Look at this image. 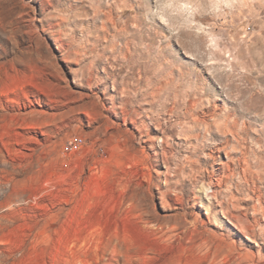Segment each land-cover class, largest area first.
Segmentation results:
<instances>
[{"label": "rangeland", "instance_id": "rangeland-1", "mask_svg": "<svg viewBox=\"0 0 264 264\" xmlns=\"http://www.w3.org/2000/svg\"><path fill=\"white\" fill-rule=\"evenodd\" d=\"M0 264H264V0H0Z\"/></svg>", "mask_w": 264, "mask_h": 264}, {"label": "built area", "instance_id": "built-area-1", "mask_svg": "<svg viewBox=\"0 0 264 264\" xmlns=\"http://www.w3.org/2000/svg\"><path fill=\"white\" fill-rule=\"evenodd\" d=\"M83 144L84 139L81 136H76L66 142L65 148L70 152H76L82 148Z\"/></svg>", "mask_w": 264, "mask_h": 264}, {"label": "bare ground", "instance_id": "bare-ground-1", "mask_svg": "<svg viewBox=\"0 0 264 264\" xmlns=\"http://www.w3.org/2000/svg\"><path fill=\"white\" fill-rule=\"evenodd\" d=\"M242 229V228H241ZM245 236H247V235H245ZM243 255V254H242ZM241 256V255H240Z\"/></svg>", "mask_w": 264, "mask_h": 264}]
</instances>
